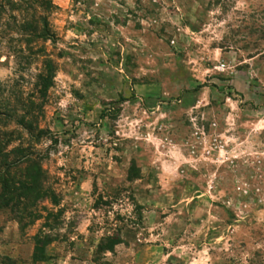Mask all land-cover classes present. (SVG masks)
Here are the masks:
<instances>
[{
    "label": "rangeland",
    "instance_id": "rangeland-1",
    "mask_svg": "<svg viewBox=\"0 0 264 264\" xmlns=\"http://www.w3.org/2000/svg\"><path fill=\"white\" fill-rule=\"evenodd\" d=\"M14 148L0 264H264V0H0Z\"/></svg>",
    "mask_w": 264,
    "mask_h": 264
},
{
    "label": "trees",
    "instance_id": "trees-1",
    "mask_svg": "<svg viewBox=\"0 0 264 264\" xmlns=\"http://www.w3.org/2000/svg\"><path fill=\"white\" fill-rule=\"evenodd\" d=\"M133 99V95H130L128 98H119L117 102H121L124 100H130ZM118 108L114 109V112H112V115H115ZM104 115H108L107 111L103 112ZM28 133L34 137L33 139H38L40 137L41 132L38 131L36 134H31V132L28 130ZM42 135V134H41ZM10 152H14L15 154H19V156L14 157V161L10 164L6 165L4 169H0V210L7 209L8 214L11 216L12 219L17 220L19 223L24 222L27 223L30 219H33L34 216L30 213L25 211V208L28 206L27 202H33L34 196L36 193L34 192L35 189H38L39 187L36 186V180L34 178H31L29 182H25V185L20 186L18 185V182L16 181L17 178L15 176H10L8 174V168L7 167H15L17 165H26L27 163L31 162V165L28 167V170H32L36 167L34 160H32L31 154L28 153H21L20 149H12ZM25 169V167H24ZM24 172V171H23ZM29 173V172H28ZM24 202V204H23ZM22 204V205H21ZM25 219V221H23ZM1 231V226H0ZM36 242L34 244L33 248V254L32 259L38 260L39 256L37 255V251L40 250L41 246L44 244V242L40 241L38 238H35ZM37 241L41 243V246L37 244ZM116 244V241L111 242L108 244L104 249H109L112 245Z\"/></svg>",
    "mask_w": 264,
    "mask_h": 264
}]
</instances>
